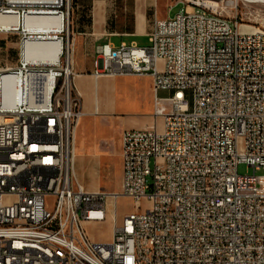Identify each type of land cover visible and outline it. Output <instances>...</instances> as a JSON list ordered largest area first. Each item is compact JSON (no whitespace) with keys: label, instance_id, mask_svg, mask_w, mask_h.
<instances>
[{"label":"built area","instance_id":"2783aa9c","mask_svg":"<svg viewBox=\"0 0 264 264\" xmlns=\"http://www.w3.org/2000/svg\"><path fill=\"white\" fill-rule=\"evenodd\" d=\"M179 4L146 47L95 51L93 78L150 76L155 94L152 126L121 135L118 193H87L74 177L69 0L47 8L61 20L51 65L25 63L32 35L0 28L20 34L17 67L0 70V264H264V28ZM35 8L17 7L21 26ZM118 197L133 204L121 219ZM107 218L111 242H93L84 225Z\"/></svg>","mask_w":264,"mask_h":264},{"label":"crops","instance_id":"0c3cea01","mask_svg":"<svg viewBox=\"0 0 264 264\" xmlns=\"http://www.w3.org/2000/svg\"><path fill=\"white\" fill-rule=\"evenodd\" d=\"M158 1L74 0L72 85L82 113L74 138V177L87 193L102 190V173L109 158L114 159L121 181L122 133L148 129L154 121L155 94L151 77L95 79L90 75L95 51L105 44L112 48L121 44L146 47L153 22L170 18L169 11L160 9ZM151 10L153 15L148 18L147 11ZM157 96L166 94L159 92ZM103 223H87L84 227L86 230L87 226Z\"/></svg>","mask_w":264,"mask_h":264},{"label":"rangeland","instance_id":"374dc122","mask_svg":"<svg viewBox=\"0 0 264 264\" xmlns=\"http://www.w3.org/2000/svg\"><path fill=\"white\" fill-rule=\"evenodd\" d=\"M181 0H159L158 6L160 9L168 12V17H174L183 6L179 4ZM219 7L212 8L214 12L219 14L222 18L229 20L232 23L248 26L250 29L264 28V3L263 2H247L245 0H217ZM69 38H71V24L74 15V0H69ZM191 7V6H185ZM153 15V11H147V17ZM88 21V20H86ZM19 33L0 34V43H3L0 48V70L1 69H14L17 67L19 56ZM2 40V41H1ZM117 43V40H113ZM148 45V43H147ZM252 169L244 165L237 168V175L251 176ZM262 171H257L256 176L262 175ZM103 185L100 192L103 193H118L119 187V170L115 167L114 159H108L107 168L103 171ZM117 218L121 219L123 216L133 212L132 201L125 197H118L115 203ZM86 232L89 238L100 244L111 242L112 238V225L109 218L99 226L86 227Z\"/></svg>","mask_w":264,"mask_h":264},{"label":"bare ground","instance_id":"6f19581e","mask_svg":"<svg viewBox=\"0 0 264 264\" xmlns=\"http://www.w3.org/2000/svg\"><path fill=\"white\" fill-rule=\"evenodd\" d=\"M247 2H263L264 0H245ZM62 0H7V7L0 9V28H9L12 31L23 29L24 32L30 33L32 36L23 44L22 59L29 65L52 64L55 56L61 46L60 42L54 41L61 27L59 17L49 18L47 14L50 7L60 6ZM201 6L211 8L219 7L217 0H197ZM195 7V0H184V6ZM34 6L31 12L24 19L21 26L20 15L17 13V7ZM22 27V28H20ZM48 49L49 53L44 55V51ZM48 77L43 78L46 82ZM4 81H19L18 75H11ZM47 83V82H46ZM45 95V91H44ZM6 166V159H0V178ZM71 254H75V260L84 259V251H79V244H71Z\"/></svg>","mask_w":264,"mask_h":264}]
</instances>
